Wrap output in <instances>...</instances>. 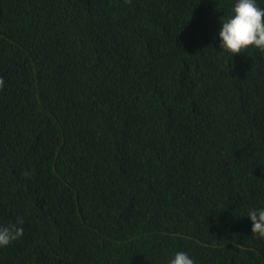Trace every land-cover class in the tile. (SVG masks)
Here are the masks:
<instances>
[{
    "label": "trees",
    "instance_id": "1",
    "mask_svg": "<svg viewBox=\"0 0 264 264\" xmlns=\"http://www.w3.org/2000/svg\"><path fill=\"white\" fill-rule=\"evenodd\" d=\"M0 264H264V0H0Z\"/></svg>",
    "mask_w": 264,
    "mask_h": 264
}]
</instances>
